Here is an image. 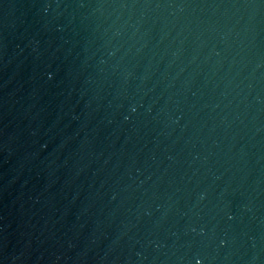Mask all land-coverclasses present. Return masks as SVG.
I'll list each match as a JSON object with an SVG mask.
<instances>
[{"label": "water", "instance_id": "1", "mask_svg": "<svg viewBox=\"0 0 264 264\" xmlns=\"http://www.w3.org/2000/svg\"><path fill=\"white\" fill-rule=\"evenodd\" d=\"M264 264V0H0V261Z\"/></svg>", "mask_w": 264, "mask_h": 264}]
</instances>
